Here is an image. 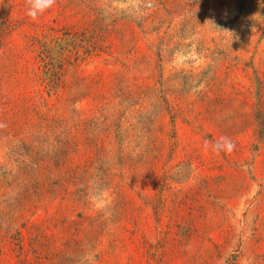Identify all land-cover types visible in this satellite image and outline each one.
<instances>
[{
	"label": "rangeland",
	"instance_id": "obj_1",
	"mask_svg": "<svg viewBox=\"0 0 264 264\" xmlns=\"http://www.w3.org/2000/svg\"><path fill=\"white\" fill-rule=\"evenodd\" d=\"M0 0V264H264V0Z\"/></svg>",
	"mask_w": 264,
	"mask_h": 264
},
{
	"label": "clouds",
	"instance_id": "obj_2",
	"mask_svg": "<svg viewBox=\"0 0 264 264\" xmlns=\"http://www.w3.org/2000/svg\"><path fill=\"white\" fill-rule=\"evenodd\" d=\"M55 4L56 0H27V15L35 21L41 14L52 8Z\"/></svg>",
	"mask_w": 264,
	"mask_h": 264
}]
</instances>
